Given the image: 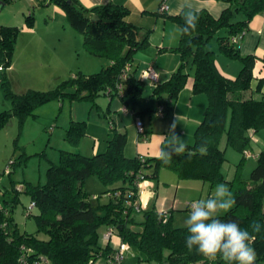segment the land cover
I'll list each match as a JSON object with an SVG mask.
<instances>
[{
    "label": "trees",
    "instance_id": "1",
    "mask_svg": "<svg viewBox=\"0 0 264 264\" xmlns=\"http://www.w3.org/2000/svg\"><path fill=\"white\" fill-rule=\"evenodd\" d=\"M2 1L5 4L12 0ZM38 1L41 4L48 1L59 7L69 25L82 34L84 49L89 54L106 58L107 63L93 73H74L49 90L28 89L15 93L3 76V95L11 101V106L0 112V129L13 116L21 127L27 117L34 115L37 106L63 98L95 102L96 97L105 95L109 101L118 97L126 110L122 111L133 115L155 113L159 116L156 111L160 106L164 115L169 114L189 76L188 65L193 75L192 92L204 93L207 104L194 130V139L188 145L192 154L174 156L170 165H162L156 156L127 157L123 151L126 133L114 128L111 121L104 151L83 155L61 149L57 162L47 166L44 183L27 182L19 188V192L24 190L30 198L25 215L34 218L35 232L20 231L15 223L12 213L19 201L18 190L14 185L13 189L3 190L0 194V264H105L120 240L136 249L143 261L154 264H224L219 258L207 261L195 249L190 252L185 243L186 226L171 223L169 212L155 211L149 206L142 209L138 200L140 183L143 180L158 182L159 171L166 168L181 179L195 178L211 185L223 181L233 192L236 205L220 218L234 220L249 231L252 220L264 224V147L256 153V164L248 179L240 176L238 167L234 176L226 179L221 172L226 160L225 150L219 146L224 137L225 145L240 151L241 159H245L244 150L251 136L264 127V78L252 84L254 56L242 55L239 48L249 20L264 12V0H223L227 6L218 17L199 9L198 24L192 35L179 36L178 44L168 49L179 52V66L167 80L151 83V95L159 105L139 111H133L134 104L143 98V88L150 82L141 79L140 73L134 75L132 60L134 52L149 45V31L140 35V29L126 19L128 8L112 1L91 7L80 0ZM161 13L178 26L183 25L180 11L172 15ZM25 20L31 26L32 14ZM17 32L16 26L0 25V64L5 68L11 65ZM214 36L219 53L240 60L241 66L234 79L226 77L216 67V51L208 48ZM234 36L240 37L233 41ZM261 59L264 60V56ZM126 64L130 68L122 79ZM246 92H250L248 96ZM84 127L85 121H72L66 139L78 144ZM139 134L145 136L143 127ZM164 143L165 140L160 147ZM202 146L207 148L206 155L199 152ZM5 169L10 174L8 168ZM94 175L102 184L99 193H91L84 187L85 180ZM7 192L12 193L11 198L4 196ZM190 203L185 209L189 210ZM33 208L37 212L32 215ZM139 214L141 220L137 219ZM100 227H104L101 235ZM108 229H112L115 236L105 239ZM253 235L252 247L257 253L256 264H259L264 261V230Z\"/></svg>",
    "mask_w": 264,
    "mask_h": 264
},
{
    "label": "rangeland",
    "instance_id": "2",
    "mask_svg": "<svg viewBox=\"0 0 264 264\" xmlns=\"http://www.w3.org/2000/svg\"><path fill=\"white\" fill-rule=\"evenodd\" d=\"M50 6L52 3L48 4V1L41 4L38 0H12L0 8V25L18 28L15 47L10 57L11 65L5 68L0 64V112L11 106V101L3 95L1 86L3 76L15 93H22L28 89L49 90L74 73H92L98 71L107 62L106 58L89 54L84 49L82 34L69 25L65 15L62 18L63 22L59 18L54 20L55 15ZM29 14L33 17L31 26H28L25 20ZM208 48L219 53L216 36L210 40ZM225 59H229L228 61L235 63L236 66H241L237 58L225 56ZM143 89V98L136 102L139 106H144L143 100L150 98L147 83ZM128 100L131 101L130 98ZM122 107L123 103L118 97L109 101L108 96L105 95L96 97L95 102L86 99H54L37 106L33 111L34 115L27 117L21 127L13 116L5 127L0 129V194L3 190L12 188L13 185L18 190L16 193L19 201L12 214L20 231L35 232L36 230L34 218L25 215L30 198L24 190L19 192L21 184L25 186L27 182L34 185L44 183L47 166L57 162L61 149L78 152L77 145L84 139V144L87 142L86 146H88V142L92 141L91 135H97L100 140L104 139L101 135L104 129L105 133L106 130L108 131L109 122L114 121L115 118L119 120L123 116L121 115ZM82 120L85 121L84 134L78 144H73L66 139L67 128L72 121ZM254 133V140L249 141L246 150L258 153L264 147V127ZM219 146L225 150L226 160L221 166V172L225 178L233 177L238 167L240 176L248 179L252 167L256 164V158L252 156L241 159L242 153L228 144L225 145L224 137ZM73 148L75 150H70ZM83 149L81 148V151H85ZM79 153L82 154V152ZM5 168H8L10 174ZM160 171L163 173V180H159V186L165 187L163 194L167 196L175 191L180 200L177 208L169 210L171 223L179 227L185 226L184 221L189 212L184 204L214 195L215 186L218 183H225L222 181L211 185L200 179L178 178L168 168ZM170 179L172 185L163 184V182L171 183ZM97 186L102 184L95 175L84 182V187L91 193L101 191L95 190ZM4 196L11 198L12 193L7 192ZM36 212L37 209L33 208L32 215ZM137 219L141 220L142 215H137ZM103 231L104 227H100L99 235ZM39 236L45 235L39 233ZM113 241H115L114 238ZM122 262L123 264H154V262L143 261L140 253L131 247L125 252ZM259 264H264V261Z\"/></svg>",
    "mask_w": 264,
    "mask_h": 264
},
{
    "label": "crops",
    "instance_id": "3",
    "mask_svg": "<svg viewBox=\"0 0 264 264\" xmlns=\"http://www.w3.org/2000/svg\"><path fill=\"white\" fill-rule=\"evenodd\" d=\"M110 1L116 4L124 5L128 8L129 12L126 15V19L133 26L140 29V35L149 31V45L134 52L135 54L132 60V71L134 75L137 76L147 65H149V63H151L157 73L158 82L167 80L170 77L169 75L180 64L179 52L168 50L169 48L176 46L179 42V35L175 33V29L178 26L177 23L161 13L159 10L161 3L160 0H80L83 5H86V7L106 4ZM166 2L168 7L164 12L168 15H172L180 11L179 5L183 2V0H166ZM192 2L196 4L199 9L206 10L214 17H218L221 14V10L227 6L223 0H192ZM50 7L51 11L55 15L54 20L59 18L61 19V22H63L62 18L65 17L64 12L54 4ZM237 17L241 16L238 15ZM248 23L249 24L246 30L243 32V37L239 41V48L242 55L250 54L254 56L255 62L252 68L254 77L252 84L254 85L257 79L264 78V60L261 59V57L264 56V12H259L254 15ZM225 56V54L221 53L215 54L214 61L216 67L220 73L226 77L234 79L240 67L236 66L235 63H230V61H228L229 59H225ZM103 66L104 65H102V67ZM236 67L239 68L236 69ZM187 70L189 76L183 86L184 88L179 92L177 98L175 99L176 103L171 113L160 117L156 116L155 113L142 114L138 116L133 115L132 112H122L121 115L123 116L121 119L118 120L115 118L114 121H111L114 128L126 133L127 143L123 151L127 157L136 155H143L146 157L157 156L160 145L165 140L164 136L168 135L169 126L172 124L174 119L176 120V134L182 139H185L187 145L192 143L194 139V130L202 119L207 99L204 93L192 92L191 85L193 75L192 69L189 68V65L187 66ZM147 87L148 96H150V98L148 100H143L145 101L144 106H139V103H135L133 111H139L144 107L157 108L159 105V101L151 95V83H147ZM249 93L250 92H246L245 94L248 96ZM107 110L109 109L107 108ZM107 116L109 118L108 113ZM136 119H140L145 136L139 134L138 128L135 126ZM109 133L110 127L108 126V131L106 130L105 133L104 129L103 135H101L104 136V139L100 140L97 135H91L92 141L88 142V146H86L87 142L84 144V139L81 140V142L77 145L78 152L92 155L97 152L104 151L106 147L105 139H107ZM79 146L82 149L85 148L83 149L85 151H81ZM70 150H75V148ZM159 174V180L162 181V171H160ZM159 180L158 182L143 180L142 183H140L138 200L142 209L149 206L153 207L155 211L169 212L170 214L169 210L177 208V205L180 204V200L177 198L178 196L175 191L172 194L169 193L167 196L163 194L165 187L163 188L159 186ZM163 184L172 185V180L171 183L163 182ZM101 189L102 186H97V189L95 188V190ZM186 205L187 203L184 204V207H186Z\"/></svg>",
    "mask_w": 264,
    "mask_h": 264
},
{
    "label": "clouds",
    "instance_id": "4",
    "mask_svg": "<svg viewBox=\"0 0 264 264\" xmlns=\"http://www.w3.org/2000/svg\"><path fill=\"white\" fill-rule=\"evenodd\" d=\"M179 9L183 25L177 26L175 33L191 36L197 27L200 10L192 0H183ZM175 127L174 119L168 135L164 136L165 143L157 153L156 158L162 165H170L174 156L192 154L185 139L176 134ZM199 152L206 155V146H202ZM235 205L234 194L226 183H218L214 195L192 201L184 221L188 232L185 238L187 249L190 252L195 249L209 262L219 258L224 264H256L257 253L252 247L255 239L253 234L264 230V224L252 220L249 231L234 220H222L220 215L226 214Z\"/></svg>",
    "mask_w": 264,
    "mask_h": 264
},
{
    "label": "built area",
    "instance_id": "5",
    "mask_svg": "<svg viewBox=\"0 0 264 264\" xmlns=\"http://www.w3.org/2000/svg\"><path fill=\"white\" fill-rule=\"evenodd\" d=\"M160 6H159V10L161 12H164L166 9H167V2L166 0H160ZM240 36H234L232 38L233 41H237L239 39ZM130 68V65L129 64H126L125 68L123 69L122 73H121V78L124 79L126 74H127V71L129 70ZM140 77L141 79L143 80H146L150 83H156L158 81V76H157V73L155 71V68L153 66V64L149 63V65H147L141 72H140ZM121 93V92H120ZM120 95V94H119ZM122 95V93H121ZM120 95V96H121ZM124 111L125 110V107L122 108ZM156 113H158L159 116L163 117L164 116V113H163V108L162 106H160ZM135 126H137L138 128V131H140L142 129V126H141V121L140 119H136L135 120ZM253 135L251 136V139H253ZM257 154L256 153H253V152H250L249 150H244V156L245 157H255ZM135 207L138 208V204L135 202ZM32 205V204H31ZM140 206V205H139ZM189 207V206H188ZM164 220H166V215L164 216ZM114 237V233H113V230L112 229H108V231L104 234V238L105 239H109L108 237ZM129 250V246L127 243H125L124 241L120 240L118 241L116 244H115V252L112 254V257H109L107 258V261L104 262L105 264H123L122 260L124 258V254L126 251ZM91 264H99L98 262H94V263H91ZM158 264H166V263H158Z\"/></svg>",
    "mask_w": 264,
    "mask_h": 264
},
{
    "label": "water",
    "instance_id": "6",
    "mask_svg": "<svg viewBox=\"0 0 264 264\" xmlns=\"http://www.w3.org/2000/svg\"><path fill=\"white\" fill-rule=\"evenodd\" d=\"M3 5H4V2H3L2 0H0V8H2V7H3ZM0 11H1V9H0ZM93 18H96V16H95V15H93Z\"/></svg>",
    "mask_w": 264,
    "mask_h": 264
}]
</instances>
